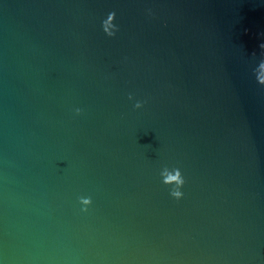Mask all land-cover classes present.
<instances>
[{
	"label": "water",
	"instance_id": "obj_1",
	"mask_svg": "<svg viewBox=\"0 0 264 264\" xmlns=\"http://www.w3.org/2000/svg\"><path fill=\"white\" fill-rule=\"evenodd\" d=\"M262 66L264 0H0V264H264Z\"/></svg>",
	"mask_w": 264,
	"mask_h": 264
},
{
	"label": "clouds",
	"instance_id": "obj_2",
	"mask_svg": "<svg viewBox=\"0 0 264 264\" xmlns=\"http://www.w3.org/2000/svg\"><path fill=\"white\" fill-rule=\"evenodd\" d=\"M262 67H264V66H262ZM261 82L264 83V78H262V81ZM177 195H178V193H177Z\"/></svg>",
	"mask_w": 264,
	"mask_h": 264
}]
</instances>
